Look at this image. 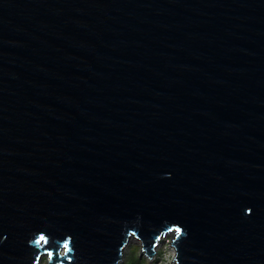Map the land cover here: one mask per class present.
<instances>
[{
  "label": "water",
  "instance_id": "water-1",
  "mask_svg": "<svg viewBox=\"0 0 264 264\" xmlns=\"http://www.w3.org/2000/svg\"><path fill=\"white\" fill-rule=\"evenodd\" d=\"M68 237L264 264V0H0V264Z\"/></svg>",
  "mask_w": 264,
  "mask_h": 264
},
{
  "label": "rangeland",
  "instance_id": "rangeland-1",
  "mask_svg": "<svg viewBox=\"0 0 264 264\" xmlns=\"http://www.w3.org/2000/svg\"><path fill=\"white\" fill-rule=\"evenodd\" d=\"M164 242L160 243L155 248L153 256L148 257L144 252L140 251L141 242L133 238L126 246L123 258L127 260L135 252V256L140 260L142 259L145 264H175L174 263V250L169 244V237H164ZM39 264H47V257L44 256L39 261ZM119 264H124V260Z\"/></svg>",
  "mask_w": 264,
  "mask_h": 264
},
{
  "label": "snow or ice",
  "instance_id": "snow-or-ice-1",
  "mask_svg": "<svg viewBox=\"0 0 264 264\" xmlns=\"http://www.w3.org/2000/svg\"><path fill=\"white\" fill-rule=\"evenodd\" d=\"M248 211L251 212V209H248ZM175 231L181 232L182 229L177 227ZM48 239L49 236H46L43 232H41L37 237L36 242L47 241ZM72 239V237L62 239V247L64 248L63 253H60L56 249H45V252L47 253V256L49 258V264H52V262H55V264H65L66 261L68 262V264H71L74 257L72 255H68V253H73L75 251V248L72 245ZM61 257H64V259H61ZM33 264H35V260L33 261Z\"/></svg>",
  "mask_w": 264,
  "mask_h": 264
},
{
  "label": "trees",
  "instance_id": "trees-1",
  "mask_svg": "<svg viewBox=\"0 0 264 264\" xmlns=\"http://www.w3.org/2000/svg\"><path fill=\"white\" fill-rule=\"evenodd\" d=\"M123 260L124 264H145L142 259L140 260L138 257L135 256V252L131 256H129L127 260H125L124 258Z\"/></svg>",
  "mask_w": 264,
  "mask_h": 264
}]
</instances>
